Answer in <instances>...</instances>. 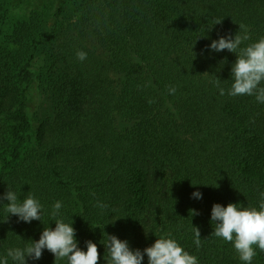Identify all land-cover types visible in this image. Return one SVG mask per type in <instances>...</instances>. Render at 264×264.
Instances as JSON below:
<instances>
[{
	"label": "trees",
	"instance_id": "1",
	"mask_svg": "<svg viewBox=\"0 0 264 264\" xmlns=\"http://www.w3.org/2000/svg\"><path fill=\"white\" fill-rule=\"evenodd\" d=\"M11 2L0 0V258L54 229L60 201L57 218L72 221L80 250L86 241L97 246L98 264H110L107 235L142 253L172 238L198 264H245L231 242L211 235V209H259L264 103L227 94L236 54L209 45L234 37L239 25L250 37L240 47L264 37V0H75L79 29L54 41L52 108L34 130L25 101L29 66L48 39L45 10L13 13ZM8 190L20 203L37 199L41 221L8 214ZM255 250L251 264H264ZM25 261L67 264L47 249Z\"/></svg>",
	"mask_w": 264,
	"mask_h": 264
},
{
	"label": "clouds",
	"instance_id": "2",
	"mask_svg": "<svg viewBox=\"0 0 264 264\" xmlns=\"http://www.w3.org/2000/svg\"><path fill=\"white\" fill-rule=\"evenodd\" d=\"M220 22L221 20H217L214 24ZM239 29L234 37L213 40L209 47L217 52L226 49L236 54V60L231 68L234 82L227 94L233 97L254 95L257 102L264 103V86H261L264 83V37L240 47L250 37L246 26L239 25ZM76 55L80 61L87 58V54L83 51H78ZM214 83L219 87L218 78ZM168 91L169 94H174L176 89L170 87ZM219 91L220 95L225 94L223 88ZM192 196L201 198L199 192L192 193ZM261 196L259 209L241 208L234 203H229L226 207L213 204L211 209V221L215 224L211 235L231 242L240 260L245 264H251L257 254L256 248L264 252V193ZM3 198L8 201L5 209L8 214L15 215L24 222L41 221L42 205L32 195H28L20 203L17 194L8 190ZM96 206L102 210L108 207L107 204L100 202H97ZM61 207L60 201L53 205L51 216L55 221L54 229L45 227L39 240L32 241L23 249H9L6 257L0 258V264H8L9 257L18 264H26V257L40 259L44 249L54 255L55 261L66 259L67 264H98L100 254L97 246L92 241H86L87 251L80 250L75 239V229L71 226L72 221L66 223L63 218H57ZM191 214L198 213L192 210ZM193 231V242L199 248L201 246L199 229L193 227ZM104 246L107 247L110 264H141L144 254L147 255L148 264H198L197 258L190 255L172 238L156 239L154 244L143 250V253L139 249L130 250L127 241L119 240L115 236L107 235V243Z\"/></svg>",
	"mask_w": 264,
	"mask_h": 264
},
{
	"label": "rangeland",
	"instance_id": "3",
	"mask_svg": "<svg viewBox=\"0 0 264 264\" xmlns=\"http://www.w3.org/2000/svg\"><path fill=\"white\" fill-rule=\"evenodd\" d=\"M63 0H12L10 9L13 13L25 12L36 9L45 10V26L48 39L45 40L36 51L31 65L33 72L32 82L26 93L25 109L30 118L32 130H34L40 119L51 111L50 97H52V73H56V61L53 56L55 42L66 33H76L78 26L73 17V3L70 0L63 6V12L55 20L53 15ZM43 13V15H44ZM54 26V30L50 28ZM49 27V28H48ZM55 35V36H54ZM54 71V72H53Z\"/></svg>",
	"mask_w": 264,
	"mask_h": 264
}]
</instances>
